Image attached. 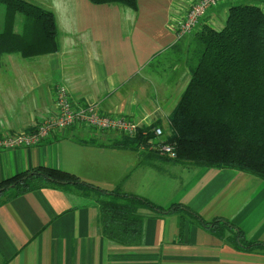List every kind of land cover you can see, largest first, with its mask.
I'll return each instance as SVG.
<instances>
[{"label":"crops","instance_id":"1","mask_svg":"<svg viewBox=\"0 0 264 264\" xmlns=\"http://www.w3.org/2000/svg\"><path fill=\"white\" fill-rule=\"evenodd\" d=\"M68 1L59 24L55 17L57 52L1 57L0 135L30 131L52 117L58 85L78 105L166 130L188 84L192 35L203 25L220 29L230 6L211 8L192 35L177 39L175 26L195 0H137L135 10ZM254 1L264 12V3ZM59 29L66 31L62 38ZM16 56L32 61V69L9 73ZM120 137L87 127L54 129L38 146L0 150V182L39 166L62 169L102 190L119 187L164 209L183 205L207 222L225 219L247 240L264 242L262 179L233 169L140 160L130 149L112 147ZM85 194L71 186L45 187L1 205L0 264H264V251L240 250L179 212L144 208L140 243L110 242L99 222L100 196Z\"/></svg>","mask_w":264,"mask_h":264},{"label":"trees","instance_id":"2","mask_svg":"<svg viewBox=\"0 0 264 264\" xmlns=\"http://www.w3.org/2000/svg\"><path fill=\"white\" fill-rule=\"evenodd\" d=\"M88 1L137 8V0ZM192 36L188 84L168 117V128L163 130L160 123L140 126L134 136L121 135L112 147L130 149L140 160L233 169L264 181V12L255 4L231 3L220 29L203 25ZM58 49L53 12L26 0H0V61L4 55L31 58ZM157 128L161 138L154 136ZM160 140L173 148L174 157L161 150ZM66 186L100 196L101 231L116 244L140 243L145 219L141 211L148 208L159 215L182 213L240 250L264 251V242L247 240L225 219L207 222L183 205L164 209L119 187L102 190L52 167L39 166L1 181L0 206L34 190Z\"/></svg>","mask_w":264,"mask_h":264},{"label":"built area","instance_id":"3","mask_svg":"<svg viewBox=\"0 0 264 264\" xmlns=\"http://www.w3.org/2000/svg\"><path fill=\"white\" fill-rule=\"evenodd\" d=\"M238 0H195L187 7L181 21L175 26L177 39L192 35L206 13L220 4ZM264 3V0H261ZM87 127L96 132H115L120 135L134 136L140 125L126 116L100 113L94 105H78L74 103L68 90L58 85L54 93V114L30 131L0 135V150L35 147L45 141L54 129H70ZM155 138L162 137L161 129L154 130ZM160 148L174 157L173 148L160 140Z\"/></svg>","mask_w":264,"mask_h":264},{"label":"rangeland","instance_id":"4","mask_svg":"<svg viewBox=\"0 0 264 264\" xmlns=\"http://www.w3.org/2000/svg\"><path fill=\"white\" fill-rule=\"evenodd\" d=\"M26 1L33 3V4H36V5L40 6L41 8H44V9L49 10L51 12H54L58 24L62 20V18L60 17V13L63 12V10H64L63 7H65L69 4L68 0H26ZM75 1H77V3L80 4L81 2L83 3L86 0H75ZM232 3H237V2H232ZM229 4L231 5V2ZM238 4H253V3H252V0H241L238 2ZM254 4L255 5L258 4V1H254ZM224 20L225 19L222 18V21H223L222 26L225 22ZM65 35H66V31L59 29L60 38H62ZM188 36H190V35H188ZM59 42L62 43V40H59ZM7 59H10V58L5 57V58H3V61H6ZM14 59H17V63L14 66V68H12V66H10V69H9L10 72L8 70L9 73H13V72L18 73L19 71H21V67L26 68L27 70H31L33 67L32 61H29V60L22 61L17 56Z\"/></svg>","mask_w":264,"mask_h":264}]
</instances>
